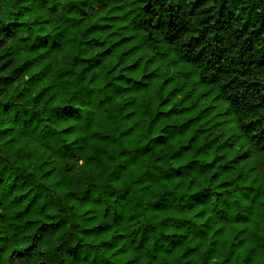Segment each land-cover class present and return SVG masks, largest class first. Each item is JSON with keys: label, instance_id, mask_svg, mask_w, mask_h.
Segmentation results:
<instances>
[{"label": "clouds", "instance_id": "1", "mask_svg": "<svg viewBox=\"0 0 264 264\" xmlns=\"http://www.w3.org/2000/svg\"><path fill=\"white\" fill-rule=\"evenodd\" d=\"M0 264H264V0H0Z\"/></svg>", "mask_w": 264, "mask_h": 264}, {"label": "trees", "instance_id": "2", "mask_svg": "<svg viewBox=\"0 0 264 264\" xmlns=\"http://www.w3.org/2000/svg\"><path fill=\"white\" fill-rule=\"evenodd\" d=\"M126 43H130V42H126ZM121 46H123V45H121ZM166 87H171V86L170 85H166ZM204 103H205V101L202 100L201 103H200V105L198 107H202ZM173 115H176V113H174ZM179 115L182 116L184 114L183 113H179ZM190 119H194V117H190Z\"/></svg>", "mask_w": 264, "mask_h": 264}]
</instances>
